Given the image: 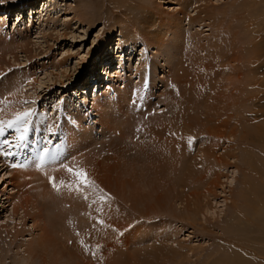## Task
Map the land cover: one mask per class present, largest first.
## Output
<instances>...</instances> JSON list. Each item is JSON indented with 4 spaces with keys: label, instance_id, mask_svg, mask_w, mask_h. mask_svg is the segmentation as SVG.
<instances>
[{
    "label": "rangeland",
    "instance_id": "374dc122",
    "mask_svg": "<svg viewBox=\"0 0 264 264\" xmlns=\"http://www.w3.org/2000/svg\"><path fill=\"white\" fill-rule=\"evenodd\" d=\"M22 1L23 0H0V4L7 2L11 4H20ZM125 1L128 2L130 0H125ZM132 1L133 2L130 5V7L134 10V12L130 13L132 15L131 17L139 18V15L141 14V10L143 9L140 8L139 5H143V4H141L139 0H137L138 2L136 0H132ZM145 1L147 6H149L147 0ZM151 1H153L154 4L158 5L157 6L158 10H155V12L158 13L160 17L165 19L167 14L170 15L174 13L176 9H178L179 7V5L176 6L177 4L175 3L176 2L175 0L173 1L151 0ZM208 1H210L209 6L213 8L217 14L218 11H220L221 13L224 12L223 19L221 22L218 21L220 19V16L217 17V21L220 22L221 25L219 24L218 26V24L213 23L215 24V26H213L214 28H211L212 26L207 25L208 22H206V24L197 23V24H193V26H188L184 21L183 26L185 27L184 28L185 37L183 36L182 38H185L184 39L185 43L183 45V50L185 51L188 50L187 53L191 52L189 54H192V56L190 62L188 61L183 62V60H185V57H184V53H182L183 57L181 60V64L184 68L187 67V70L189 72V76H187L185 82L187 81L192 82V84H190L189 87L190 91H192L193 93H197L200 91L208 92L212 94L211 97L213 100L216 98V96L213 95V92L217 88L218 83H222L224 84L225 87L228 88L231 83L233 86L239 85L235 77H233L232 80L227 79V73H229V71L233 72L230 68L231 65H227L226 67L224 65V68L221 66V69L217 65V62L215 60L216 51L217 53L224 52L227 55H229V49L235 45L233 39L234 38L243 39V40L245 39L244 36L246 35L247 30L251 31V29L254 26V25L252 26L251 23H253V20L257 18V14L260 13L259 9L262 8L260 6H257L258 7V8L256 7L257 9L252 8L251 10L252 12L248 8L250 11L249 13V11H247L248 10L247 3L251 0L249 1L248 0H208ZM109 2L110 0H54L52 4V2L48 3V0H36V4L33 8V11H31L30 9H28L27 11L25 7H24L25 10L21 11L22 13L19 16L23 17V20L20 21L19 23L18 21L20 18L17 20V17L19 14L18 12L20 11L17 10L18 12L17 11L13 12L11 10L10 15H6L3 12H0V39L4 41L7 40L9 36L13 35L14 36L13 38H15V40H17L18 43L24 44L26 43L25 41L29 43L28 49L31 51L32 56H36L38 54L39 56L42 57L44 56L43 60L40 59L41 57L39 58L40 60L32 59L34 61V63L31 65L33 68L29 69V66H26V64L28 63L26 61L27 58L25 57L24 53H21L20 48L13 49L12 54H14V57H12L13 55L11 54H7L4 57L5 58L4 61L11 65L9 70L12 71L10 72L9 70L5 71V74L1 76L2 78L0 77L1 80L0 83L6 80L8 81L6 82V84L8 85V83L12 81L13 71L32 72L36 74V85L32 90H29L28 88L25 87L22 90L20 96L22 98L38 101L36 105H34L33 103H27L25 105V109H34L36 111V115L33 117V119L37 118V116L41 114L44 111V108L46 107L47 108L46 115L51 116L50 118L54 121V125H52V128L61 129L63 128V125L66 124V126H64V128L66 129V133H68L69 131L68 129L69 123L67 124V122L71 120H75L76 117H80L82 119L83 128H88L89 130L88 129L87 130L91 133L90 134L91 143L88 151H85L84 149L82 150V148H80L76 150V153L74 155L68 156L69 159L66 160L67 163L65 165L71 166L76 170H80V169L76 167L75 163H72L76 158L75 156L78 157L77 160L81 158L87 159L93 157L94 155L93 152L100 151L98 149L100 148V145H102L103 148L107 149L106 145L109 144V141L111 140L112 137L111 135L112 131L104 130L105 136L104 139L102 140L100 131L102 133L103 131L99 128V126L96 125V121L98 117L94 115L95 111L91 110L92 108H90L92 106L91 104L93 102V99L92 98L90 99L88 91L90 87V82L93 79H90L89 76H91V73H93L90 71H91V67H93L95 64L96 67L98 68V75L96 78L99 80V81L97 80L99 88L101 89L103 86H105L103 87V90L102 89L100 90V93H102L104 96L105 93L108 91V88L111 85H113V94L111 95L113 98L111 99L114 100L116 93L123 92V84L125 82L128 83L129 88L131 87L129 91L134 90V87L136 86L138 88L137 91L140 88H143L144 93L147 90V92L152 95L151 96L153 101L152 107L146 110L149 111L150 113H148V115H145V119H147V117L150 118V116H153V114L155 115L160 114L158 120L163 122L167 118L171 119L177 116V114L181 112L179 104H174L173 106H169V108H166V106L163 103L161 105L160 102H158L159 100H162L166 96H167L166 99H169L170 95H166V94H170L169 93L170 90H171L170 91L171 98L175 96L173 84L170 78H168V72L170 71L169 69L171 64L169 63L167 64L168 62L167 54L161 55V58H159L160 57L158 56L159 53L156 52L155 49H152L150 47L148 48L146 45L144 46L143 40L142 42L137 43L136 45L137 52H135L136 54L133 53V57L131 58V61L130 59L128 60L127 56H125V61H123V63H125V69L123 68L124 71L121 74L124 80L123 79L116 80L117 78L113 76V74H115L116 72H120V70L119 71L117 70L120 64L119 62L120 54H117V52L120 53V51H116L117 49L115 47L119 39L118 36L120 34V27L116 26L114 28V26H115V22H117L119 10H121L122 12L123 8L115 9L111 6ZM79 6L80 9L83 11V13H85L84 14L85 17L88 19L91 18L90 20H92V22L94 21V23H91V26L93 25L92 27L89 28V26L86 25L87 23H85V21L82 24H80L76 22L75 19H73V16L78 12L77 8ZM135 6L136 7L138 6L137 8L139 9V11ZM253 9H255L256 11L255 10L253 11ZM189 10L191 12V10L193 9L189 8ZM254 14L256 15L255 17ZM190 15L191 13L189 14V16ZM32 19L33 21H31ZM53 19L56 20L54 23L52 22ZM41 21H43V23H41ZM209 22H211V20ZM260 22H261V26L264 27L262 21ZM250 25L251 27H249ZM30 26H32L30 31L26 30L24 32L23 29L25 28L27 29ZM245 27L246 28L249 27V29H246ZM112 28L113 31H109ZM133 28H134L133 26H130L127 27V29L125 30L131 31ZM16 29L19 31V34H15ZM262 29L263 32H261L260 34L261 40L264 39V28ZM262 29H257V31ZM62 33L65 34V38L60 37ZM110 33L111 35H109ZM187 33L195 36V39L193 41L195 42L194 43L195 45H192L193 42L191 44V41H189L190 39H188L186 36ZM108 36H110V38L107 41L109 46L107 51L109 53L111 52V54H114V56L117 54L116 56L117 58L114 57L112 60L106 61L104 60V56H101L100 58L101 61H99V58L98 56H96V54L99 48L101 47L103 40ZM248 37L250 36H247V38ZM139 39L141 40V38ZM251 42H253V40L248 42L247 45H250ZM197 43H199V45H197ZM187 45H190L188 46L189 49L186 48ZM113 46L114 49L112 53ZM197 46H201L199 47L200 48L199 50L196 49ZM170 47L172 50H174V47H172V45ZM4 48L3 47L0 48V55L5 52L6 49ZM130 48L133 50V47L130 46V41H129L126 43V45H124V49H128V51H132ZM165 48H163V50L166 53L168 51L169 46L167 47L165 46ZM195 50L198 51L197 54ZM262 50L264 52V46ZM127 53L128 52L126 50L125 55H128ZM179 53H180L179 50L175 53L176 60L180 58ZM111 54L108 55L111 56ZM45 56L55 57V62L58 61L61 56L68 58V60L65 62L66 63L65 68H67L66 73L69 74L70 79L64 81L65 85H60L59 82L56 80V84L52 86V84L54 83L53 76L59 77L58 71L54 72L53 69H50L47 70L46 72L45 71L42 72L41 70H39L41 69L42 65H46L48 59ZM192 58L194 62L197 60V62L195 63L198 64L200 63L203 66L208 67L207 70L206 71L204 70L203 72H198L200 70L193 71L194 67H192ZM140 62L141 64L138 65ZM219 63L221 65V63L223 62L219 61ZM108 64H112L113 67L112 70L110 69V71H108L107 69V74H105L106 70L104 69ZM220 70L225 71V75H223L222 77L219 74ZM259 72L262 74V76H264V66L262 67V69H259ZM112 76L115 79L113 84L110 83L109 80ZM78 82H80L79 86L77 84ZM27 83H29V81H27ZM2 84L4 85L5 88L2 86ZM7 85H5V83H1L0 86H2L3 89L0 87V90L1 91L5 90ZM47 86L51 88L47 90ZM182 88H183V92L188 89V87H183V86ZM26 91L28 92L25 93ZM86 91L87 94L84 95ZM217 91L218 88L216 92ZM86 95L89 96L88 97L89 101L87 103H83L82 102L83 98H85L84 96ZM128 97L130 98L131 94H129ZM174 98L179 99L178 91H177V95ZM3 99H5V96H3ZM185 101L186 103L182 105L184 114H194L195 110H193L192 105L198 102V100L192 97V94L188 93V95L185 98ZM257 103L258 101L256 102V100H253L251 101L250 105L253 106L252 108L254 107L262 108V106H264V103H262L261 105H257ZM82 104H85V108H83ZM250 105L247 106V109L239 108L236 110L238 117L242 118L243 121L242 123H239L238 131L236 133V137L234 138V143H235L234 146L238 148L234 151V154L236 155V160L234 161V163L229 164L228 160L226 159L224 161L219 160V157L222 154L221 150L219 151L217 150V152L215 153V155H213L212 158L205 157L203 155V153L205 154L204 151L202 153L201 152L199 153L200 146L196 142L197 138H199L200 140L205 139V142L209 144L210 141H209V137L207 136V131L210 130L217 121L218 112L212 111L214 108L212 109L208 107L209 109L203 110V114L201 116L203 118H207L210 124H206V122L204 121L203 123L204 128H202V134L194 137L187 136L185 140H183V143L181 142V137H179L176 141V144L173 146L174 149L173 155L183 156L185 159H187L188 171L190 173L186 174L188 173L187 171L185 173L187 176L182 175V177L180 178L181 181H178V184H175L176 179H174V177H171V174L169 175L162 174L161 176L162 178L160 180H156V181L149 180L152 182V185L141 187L139 190V195L141 196L145 195L146 198H143L141 203H138L135 206L136 208L135 207L132 208L133 204L130 201L127 200L125 202H121V200L119 199V202H121V208H120L121 211L117 212L116 214L114 213L113 216H111V227H109V233L107 234V237H111V236L114 237L115 235H117L118 238L122 237V239L123 238L126 239L128 245L126 247L123 246L124 248L120 250V254H121L120 257L122 258V260L127 256H130L131 258L132 254L136 255L138 252H142L140 251V249H138L140 248L139 246L145 248L144 251H146V253H149L151 252L152 248L161 246L162 244L160 245V243L163 240V242L168 243V244L166 243V245L173 247V246H177L176 244H178V246L181 249L187 252L189 259L186 264H213V263L214 264L215 263L217 264L245 263L246 264V262L248 264L251 263L264 264V213L262 214L258 213L259 214L258 215L256 210L259 199L264 197V145L260 144L256 140L245 141L244 139L240 138V133L255 127H256L255 129H257L258 127V125L256 124L257 123L256 120L259 119V114L254 113L256 111L255 109L249 110L251 107ZM106 107L107 106H105L103 109H105ZM260 110L261 109H259V112ZM242 114H244L245 116L243 117ZM136 115L137 114L132 113L134 120L137 119ZM113 117L115 118V116L111 113L110 114L111 119H109V128H112L114 130L116 125L113 123L112 120ZM124 118H126V116ZM85 120H87V125H85ZM139 120L141 121L142 119L140 118ZM139 120L136 121L138 124L137 123L135 124L133 122L134 123L132 124L133 126L124 128L126 130V134L129 133L130 131L131 133L134 132L141 134L140 128L143 127L144 124L139 122ZM91 124H94L95 127L94 126L91 127ZM30 126L32 129L33 124H30ZM40 128L43 133L40 131V133L38 132V134H42L44 136L45 142L50 141L52 137L51 136L52 133H49L47 135V137L48 136L49 137L46 139V134H47L46 130L48 128H44V127H40ZM179 128L181 127L179 126ZM124 129L122 130L124 131ZM78 133H80V131L77 132V134ZM252 133H250V136ZM5 134H6L5 137L3 138L1 137V138L2 139L7 138L10 141L13 140L12 141L13 144L11 146L0 147V161L1 164H4V167L6 168L4 169L3 172L0 173V192H1L0 193V247L3 250H6L5 253H7V255L4 258L6 260L3 262V264H15L16 262H17L16 264H19V260H15L14 262H12V257H13L12 255L16 253L17 254L20 253L18 247L16 248L9 244V238L5 234V229L9 231H12L13 229L23 230L22 235L18 238L19 240L18 244L22 246V248H20L21 249L20 251H23V249L25 248V244L35 240L36 238L35 236H37L38 231L35 230V224L31 218H27L25 221L21 219L22 210L19 209L17 215L13 214L12 203L15 204V202H17L18 199L17 197H15L14 200L11 201L12 199H10L9 196L10 195L16 196L17 193L18 194L20 193L19 191H21V189L16 184V181L12 180V182L9 183L7 180V176L9 175L8 173L10 169L11 170L14 169V167H12L14 163L18 165V167L22 165V160L20 157V149L22 146L19 148L18 152L16 151L17 154L15 155V149L17 150V148L15 147L16 134L14 131L7 132ZM116 134L117 133H115V136H117ZM176 135L179 136L178 134ZM61 136H59V138ZM143 140H144L143 137L141 138L140 135L139 138L136 136L135 138L126 140V143L134 147V145H137V143L144 144L145 142ZM112 141L116 144L122 142V140H119L118 138L112 139ZM123 143L125 144V142ZM27 145L29 144L27 143ZM44 146L46 147L48 145H44ZM42 149L43 148L41 147L40 150ZM81 150L84 152H82ZM143 151H146V149H143ZM8 152H11V154L3 155V153H8ZM145 154L151 156L148 153ZM12 155H15V157L12 158ZM67 155L69 154L67 153ZM126 155L129 156L131 160H133V164H134L133 168H135V170H139L140 168L143 167L145 170L147 169L146 172L150 175L149 169L151 168L149 166H146L147 164L145 163L146 161H145V157L143 156L142 150H140V152L137 151V153L136 152L134 153V150H132ZM9 156L10 158H8ZM206 158H208L209 160ZM37 163L38 160L36 159H33L29 162L31 166H35V164ZM171 163L173 166H176L173 164L172 160ZM59 168L65 169L61 166H59ZM170 170L172 171L174 169L170 168ZM216 170L217 172H215ZM54 171H56V169ZM69 177H71L72 179L74 178L72 175L68 176V178ZM144 177L145 176L143 172L142 177L140 178V183L143 184L145 183ZM63 178H67V176ZM68 178L66 180H63L59 176L55 177V183L57 184L59 191L53 189L48 179L46 188H48L47 190L51 189L50 194L53 193L54 194L53 196L51 195L52 197L48 195L51 201L48 197H47L48 199L47 198L46 199L48 200V202L50 203L52 202L51 204H53V206L55 205V202L60 204V202L58 201H61V203L62 202L67 203L65 205L64 203L63 205L57 204L58 207L60 206L59 208L57 207V210L59 212H63L61 215L63 216L68 215L67 217H69L70 215L72 217V214L75 215L76 217L74 220L78 218L76 225L77 226L79 225V227L81 226L83 229L81 228L80 229L83 231L84 228H86L85 226H87L88 229L89 228L93 229L91 227V225H93L92 224L93 222L91 223V225L87 221L83 223V221H85L86 219L83 218L84 220H82L81 218V214L83 216V214L85 213V210H83L82 208H84L86 205L87 206L90 205L91 208H93L92 204L94 206L95 203L94 201H96V203L98 201L100 202L101 201L100 197L101 198L107 197L108 193L100 192L99 190H96L93 186V189L91 187H90L91 189H87V190L85 189L86 192L93 191L90 192L89 195L91 199L88 198L89 199L88 201H85V199H83L81 195H76L77 198L71 196H70L71 198L66 197L65 194L68 185L70 183L71 184L74 183L75 181L74 178L73 179L74 181L69 182L67 181ZM61 181L64 182V185H61L60 183ZM248 182L250 184H248ZM195 184L197 186H195ZM63 186H67V187L65 188ZM129 191L131 192V190ZM60 193H62V195ZM58 194H60L62 197L60 200L54 198V196ZM60 195H58V197ZM157 195L164 196L161 202L159 201L158 203L156 202ZM125 196L126 194H124V197ZM165 196H166V201L163 203ZM179 198L182 200L188 199L190 201L189 207L192 210L194 209L193 211H195L196 214L193 220L185 221L178 219L177 217H173L171 215L172 214L171 210L173 212L176 210H181L182 207L184 206V204H180V201L182 202V200H180ZM65 199H67V201L70 203L63 201ZM78 199H82V200L79 202ZM47 200H45V203H48L46 202ZM83 201L86 202L87 204L84 203ZM255 201H257V204ZM248 203L250 205H248ZM51 204L50 206L47 205L46 207L48 206L51 207ZM71 205H73L74 208H72ZM16 206L17 205L15 204L14 208ZM63 206H65V208ZM62 207L64 208V210L62 209ZM43 208H42L43 209L42 214L44 216L45 221L47 222V219L48 218L51 219V217L53 219V214L56 211V205H55V209L54 207H51V209L54 211L53 214L51 212L49 213L48 210H50V208L49 209L45 207ZM31 213L34 215L37 214L35 211H32ZM55 215H54V220L56 219L57 220L54 222L56 223L60 218L61 220L60 222L58 221L57 224L58 223L62 224L61 227L59 225L58 228L55 226L56 227L55 229L57 230L56 233L55 231H52L54 232L53 237L55 239L59 237L56 241L62 242L67 238V236L73 237L72 235L75 228L76 231H78L77 226L74 225L75 223H73L72 226L71 221H66L67 222L66 223L65 222L66 218H63L65 219L63 221L62 216L60 217L59 214H57L58 216ZM45 217L48 218L46 219ZM118 217L120 218V220H118ZM116 220L120 221V223H118ZM62 226L65 227L63 228L64 230L61 229ZM71 226L74 227V229L69 232V230L72 229ZM117 229H119V231H117ZM60 230L62 231L63 234L60 232ZM67 233H69V235ZM64 234L67 236H65ZM74 237L77 238L78 236L74 234ZM175 239L176 241H173ZM18 244L16 245L18 246ZM223 247H224L223 251L219 250V249H223ZM7 249L9 250L8 251L9 253L7 252ZM224 251H226L227 254L229 251V255L227 259L228 260L231 259L230 261L223 262L224 261L223 257L226 258L225 256H227V254H225ZM218 256H220L223 261ZM220 261H222V263ZM33 263L37 264L36 261H34ZM170 263L172 262L170 261L167 262V264Z\"/></svg>",
    "mask_w": 264,
    "mask_h": 264
},
{
    "label": "bare ground",
    "instance_id": "6f19581e",
    "mask_svg": "<svg viewBox=\"0 0 264 264\" xmlns=\"http://www.w3.org/2000/svg\"><path fill=\"white\" fill-rule=\"evenodd\" d=\"M53 1L54 0H48V3L52 2L53 4ZM149 1L147 0V2L149 3V6H147L145 0H139V2L143 4V5H139L140 8H143L141 10V14L139 15V18L131 17L132 15L130 13L134 12V10L130 7V5L133 2L132 0L128 2L125 0H110L109 2L111 6L115 9L123 8L122 12L121 10H119L117 22H115V26H114V28L116 26L120 27V34L118 36L119 39L117 41V45L115 46L117 49L116 51H120V53L117 52V54H120V60H119L120 64L118 66L119 68L117 69L118 71L120 70V72H116L115 74H113V76L117 78L116 80L123 79L121 74L123 73L125 69V63H123V61H125V56H127L128 60L130 59L131 61V58L133 57V53L136 54L135 52H137V49H136L137 43L142 42L143 40L144 46L146 45L148 48L150 47L152 49H155V51L159 53L158 54V56H160L159 58H161V55L167 54V57H168L167 64L168 63L171 64L170 69H169L170 71L168 72V78H170L173 84L175 96L177 95V91L179 95V99L174 98L175 97L174 95H172L174 97L171 98V92H170L171 90H170L169 91L170 94H166V95H170V98L166 99L167 96L166 97L164 96L165 98H163L162 100H159L158 102H160L161 105L163 103L166 106V108H169V106H173L174 104H179L181 112L177 114V116L171 119L167 118L163 122L158 120V117L160 114L158 115L153 114V116H150V118L147 117V119H145V115H148V113H150L149 111H146V110L151 108L152 105L149 104L147 100L148 99L147 96L143 97V94H144L143 88H140L137 91L138 88L135 86L134 90L129 91L131 87L129 88L128 83L125 82L123 84V92L116 93L114 100H112L111 98L113 97L111 95L113 94V85H111L108 88V91L105 93V96L102 93H100V90L101 89L103 90V87L105 86H103L101 89L99 88V85L97 83L98 79L96 78L98 75V68L96 67V64L93 67H91L90 72H93V73H91V76L89 77L90 79H93V83L98 87L97 88L94 86L89 87V91H92L90 94L94 95V98H92L93 99V102L91 104L92 106L90 108H92L91 110L95 111L94 115L98 117L96 121V125L99 126V128L103 131V133L100 131L102 140L104 139V136H105L104 130L112 131L111 132L112 137L110 136L111 140L109 141V144L106 145L107 149L103 148V146L100 145L101 149L98 148L100 151L93 152L94 154V155L92 154L93 157H90L87 159L84 158L85 160L79 157L81 159L77 160L78 157L75 156L76 158L72 163H75L76 167L79 168L80 170L87 172L88 179L91 182L90 187L92 189L94 186L96 190H99L100 192H103V193H108V196L103 197V198L100 197L101 199L100 202L98 201L96 203V201H94L96 203V204L94 203V206L92 204V207L94 209L91 208L89 204H88L89 206L84 205L85 207L82 209L85 210V213L83 214V216L81 214V218L82 220L84 219L86 220L83 221V223L87 221L91 225V223L93 222L92 223L93 225H91L93 229H90V228L88 229V227L85 226L86 228H84V231L81 230L83 229L81 226L79 227V225L78 226L76 225L78 218L74 220L76 216L73 214H72L73 218L71 217V215L69 217H67L68 215H65V216L61 215L63 212H59L57 210V207H58L57 204L59 203L55 202L56 215L59 214L60 217L62 216L63 221L65 220L63 218H66L65 222L71 221L72 226H73V223H75L74 225L77 226V230H78L76 231V228H75L74 232L76 233L73 232V235H72L73 237H69L64 234L65 236H67V238L64 241L62 242L56 241L59 237L55 239L53 237L54 232L52 231H55L56 233L57 230L55 228L56 227L58 228L59 225L61 227L62 224H59V223L57 224L58 221L60 222L61 220L60 218L58 219L56 223L54 222L57 219L55 217L56 220H54L55 212L51 209V207H54L55 209V205L53 206V204H51L52 202L50 203L47 200L49 198L48 195L53 196L54 193L50 194L51 189L47 190L48 189L46 188L47 180L49 179L51 175H52L51 177L59 176L63 180H66L68 176H71V174L67 172L65 169H59L57 171H54V172L51 171L48 173L46 171L47 169L46 166L49 168L52 166L55 168H58V165L60 164L59 159L62 158V156H64V158L67 157V153L74 155L76 153V150L80 148H82V150L84 149L85 151H88L90 143H91L90 142L91 133L88 131L89 130L88 128H83L82 119L80 117H76L77 119L75 118V120H71L67 122V124L69 123L68 124L69 131L67 133L68 134L67 138L62 140V144L60 146L55 147L53 150L49 151V156L55 155L57 159L50 160L46 156L45 163L43 165L44 167L41 169L35 168L34 166H31V165H24V167H21V168H16L14 170L10 169L8 173L9 174L7 176L8 182L11 183L12 180L16 181V184L21 189V191H19L20 193L19 194L17 193L16 196L8 195L10 199H12L11 201H13L15 197H17L18 199L17 202H15V204L17 205L15 208H14L15 204L12 203L13 204L12 206L13 214L17 215L18 210L19 209L22 210L21 219L25 221L27 218H31L35 224V230L38 231L37 236H35L36 237L35 240H33L30 243L25 244V248L23 249V251H20L21 250L20 248H22V246L18 244L19 243L18 238L22 235L23 230L13 229L12 231H9L5 229V234L9 238V244L16 248L18 247L19 253H20V254L16 253L12 255L13 256L12 262H14L15 260H19V264H34L33 263L34 261H36L37 264H167V262L169 261L172 262L170 264H186L187 263L189 259L187 252L181 249L178 246V244H176L177 246H173V247L168 246L166 245L167 242L165 243L163 242V240L160 243V245L162 244L161 246L152 248L151 252L149 253H146V251H144L145 248H142L141 246H139L140 248L138 249H140V251L142 252H138L136 255L132 254L131 258L130 256H127L126 258L122 260V258L120 257L121 255L120 250L126 247L128 243L126 242V239L124 238L122 239V237L118 238L117 235H115L114 237L111 235H110L111 237H107V234L109 233V227H111V216H113L114 213L116 214L117 212L121 211L120 209L121 202H125L127 200L130 201L133 204L132 208H134L138 203H141L142 199L146 198V196L139 195V190L141 187L152 185V182L149 180H153V181L160 180L162 178L161 177L162 174H167V175L171 174V177H174V179H176L175 184H178V181H181L180 178L182 177V175H186L190 173L188 171L187 159H185L183 156L173 155L174 153L173 146L176 144V141L179 137H181V142L183 143V140H185L187 136L194 137V136H197V135L199 136L202 134V128H204L203 127L204 121L206 122V124H210L207 118H203L201 116L203 114V110L209 109L208 107L212 109L214 108L212 111L218 112L217 121L215 125L211 129L209 128L210 130L207 131V136L209 137V141H210L209 144L205 142V139L200 140L199 138H197L196 142L200 146L199 153L200 152L202 153L204 151L205 154L203 153V155L205 157L212 158L213 155H215V153L217 152V150L218 151L221 150L222 154L219 157V160L224 161L226 159L228 160L229 164L234 163V161L236 160V155L234 154V151L238 149L234 146L235 145L234 138L236 137L239 123H242L243 121L242 118L238 117L236 110L239 108L247 109V106L250 105L251 101L253 100H256V102L258 101L257 105H261L262 103H264V76H262V74L259 72V69H262V67L264 66V52L262 50L264 46V41H263L264 39L261 40V35H260L261 32H263L262 28H264L261 26V22H260L262 21L264 25V12H263L264 11V0H251V1L248 0L249 1L248 3L245 1L247 3V9L249 8L250 11L252 10V8H256L257 6H260L262 8V9H259L260 13L258 12L259 14H257V18L255 20H253L252 18L253 23L251 24L252 26L254 25L253 28L251 29V31L247 30L246 35L244 36L245 38L244 40L238 39V38L233 39L235 45L229 49V55H227L224 52L217 53L216 51L215 60L217 62V65L220 67V69H221V66L224 68V65L225 67L227 65H231L230 68L233 72L229 71V73H227V79L232 80L233 77H235L239 85L233 86L231 83L228 88V87H225L224 84L218 83L217 84L218 91L216 92L217 90L216 88L215 91L213 92V95L216 96V98L213 100L211 97L212 94L208 92L200 91L197 93H193L192 91H190V88H189L192 82H189V81L185 82L187 79V76H189V72L187 70V67L184 68L181 64V60L183 57L182 53H184V57H185V60H183V62H187V61L190 62L192 54H189L191 52L187 53L188 50L187 51L183 50V45L185 43V40H184L185 38H182L183 36L185 37V33H184L185 27L183 26V23L185 21L186 25L193 26V24H197V23L206 24V22H208L207 25H210L212 26L211 28H214L213 26H215V24H218V26L219 24L221 25L220 22L223 19L224 12L221 13L220 11H218V14H217L215 10L209 6L210 1L208 0H175L176 2L175 1L174 2L177 4L176 6L179 5L178 9H176V11L170 15L167 14L166 19H165V18L160 17L159 14L155 12V10H158V7H157L158 5L154 4V2L151 0ZM35 4H36V0H23L20 4H11L7 2V3L0 4V12H3L6 15H10L11 10L13 12L17 10L20 11V12L17 11L19 13L17 20L20 18L18 21L19 23L20 21L23 20V17L19 16L22 13L21 11L25 10V8L27 11L28 9L33 11ZM189 8H192L193 10H191L190 12ZM77 9H78V12L77 14L73 16V19H75L76 22L80 24H82L85 21V23H87L86 25L89 26V28L92 27L93 25L91 26V23H94V21L92 22V20H90L91 18L88 19L85 17L84 15L85 13H83V11L80 9V6ZM249 9L247 11H249ZM137 10L139 11L138 8ZM254 10L255 9H253V11ZM190 13L191 15L189 16ZM255 14H254V17L256 16ZM218 16H220V19L218 20L220 22L217 21ZM210 20L211 22H209ZM31 21H33V19ZM55 21H56L55 19L52 20L53 23ZM41 23H43V21H41ZM130 26L134 27L131 31L125 30L127 29V27H130ZM249 27H251V25ZM249 27L247 28L245 27V28L249 29ZM31 28L32 26L28 27L27 29L25 28L23 30L24 32L26 30L30 31ZM257 29H262V30L257 31ZM109 31H113V28ZM111 33L109 35H111ZM15 34H19V31L17 29H16ZM186 36L188 39H190L189 41H191V44H192V42L195 39V36L190 35L188 33ZM247 36H250V37L247 38ZM13 37H14L13 35L9 36V38L4 41L0 39V48L5 47L4 49H6L5 52L0 55V77L4 75L5 71L9 70L11 66L10 64L4 61L5 55L11 54L13 55L12 57H14V54L12 53H13V49L15 48L17 49L20 48L21 53H24L25 57L27 58L26 61L28 63L26 64V66H29V69L33 68L31 65L34 63V61L32 59H38V60L42 59L43 60L44 58V56L43 57L39 56V54L36 56H32L31 51L28 49L29 43H27V41H25L26 43L24 44L18 43V41L15 40V38ZM60 37L65 38V34L62 33ZM109 38L110 36L106 37L103 40V43L96 54V56H98L99 58V61H101L100 59L101 56H104V60L106 61H110L114 57L117 56V54L114 56V54H111V52L109 53L107 51L109 47L107 41L109 40ZM139 38H141V40ZM252 40L253 42H251L250 45H247V43ZM129 41H130V46L133 47V50L130 48L132 51H128V49H124V45H126V43ZM194 43L195 42H193L192 45H195ZM171 45L172 47H174V50L171 49L170 47ZM197 45H199V43H197ZM165 46L166 47L169 46L168 51L166 50L167 51L166 53L163 50ZM188 46L190 45H187L186 48L189 49ZM199 47L201 46H197L196 49L199 50L200 49ZM113 49H114V46L112 48V53H113ZM126 50L128 52L127 53L128 55H125ZM178 50L180 51L179 53L180 58L176 60L175 53ZM195 52L196 54L198 53V51L196 50ZM108 54H111V56H109ZM45 57L48 59L46 62L47 66L42 65L41 69L39 70H41L42 72L43 71L46 72L47 70H50V69H53L54 72L58 71L59 77L53 76L54 83L52 84V86L56 84V80L59 82L60 85H65L64 81L70 79L69 74L66 73L67 68H65L66 67L65 62L68 60V58L64 56H61V57L59 56L60 57L59 60L55 62V57H52V56L51 57L45 56ZM219 61L223 63H221L220 65ZM195 62H197V60ZM195 62L193 61V58H192V67H194L193 68L194 70L192 69L193 71L200 70L198 72H203L204 70L205 71L207 70L208 67L203 66L200 63L199 64L195 63ZM140 64L141 62L138 65ZM112 67H113L112 64H108L104 69L106 70L105 74H107V69L108 71H110V69L112 70ZM10 71L12 70H9V72ZM219 74L222 77L223 75H225V71L220 70ZM113 76L109 79L110 83L112 84L115 80ZM12 81L9 82L8 85L6 84V82H8L6 80L4 82H1V83H5L7 87L5 90H2V91L0 90V121H7L10 119H13L17 112H22L25 110V105H26V103H24L25 101H33L31 99L22 98L20 94L25 87L28 88L29 90H32L34 88V86L36 85V74L32 72L13 71ZM27 81H29V83H27ZM77 84L79 86L80 82H78ZM2 86L4 87L3 84ZM2 86L0 87L2 88ZM182 86L188 87V89L183 92ZM49 88L51 87L47 86V90H49ZM27 92L28 91H26L25 93ZM188 93L192 94V97L198 100V102L192 105L193 110H195L196 112V113L194 112V114H184L183 112L182 105L186 103L185 98L188 95ZM90 94L89 96H91ZM129 94H131V96L133 97L129 98L128 97ZM3 96H5V99H3ZM84 97L85 98H83L82 102L87 103L89 99L86 96ZM134 100H137V104L141 105L142 107L141 110L133 108V105L129 103L131 101L134 102ZM36 104L37 103H35L34 105ZM82 105H83V108H85V104H82ZM105 106L107 107L103 109ZM252 107L253 106H251L250 109L249 108L248 109L249 110L255 109L256 111L254 113L259 114V119L256 120L257 122L256 124L258 125V127L257 129H255L256 127L250 130L245 129L247 131L240 133V138L244 139L245 141L256 140L260 144L264 145V108H263L264 106H262L263 109L256 108V107L252 108ZM259 109H261L260 112H259ZM46 110L47 108L45 107L44 111L41 114H39L37 118L33 119V123H31L33 124V127L31 129V126L29 125V128H30L29 131L33 133L35 132L34 134L38 136L39 135L38 132L40 133L41 131L40 127L48 128L46 130L47 134L45 133L46 139H47L49 137V136L47 137L49 133H52L51 136H54L55 134L54 131H56V129L52 128V125H54V121L50 118L51 116L46 115L47 113ZM111 113L115 116V118L114 117L112 118L113 123L116 125L114 130L112 128H109V119H111L110 118ZM132 113L137 114L136 115L137 117L135 116L137 118L136 120H134ZM121 116H124V117L126 116V118L121 117ZM242 116L244 117L245 115L242 114ZM140 118L142 119L141 121L139 120ZM87 120H85V125H87ZM137 120H139V122L144 124V126L142 124L143 127L140 126L141 134L134 133V132L131 133V131L129 132L130 134L129 133L126 134V130L124 128L133 126L132 124L134 123L136 124ZM179 126L181 128H179ZM122 129H124V131ZM11 131L15 132L14 129H6L5 133L11 132ZM79 131L80 133L77 134V132ZM115 133H117L116 134L117 136H115ZM250 133H252L251 136H250ZM15 134H16L15 135V138H16L18 134L16 132ZM176 134H178L179 136H177ZM140 135H141V138L143 137L144 139L143 140L145 142V143L143 142L144 144L137 143V145H134L133 147V146L128 145V143H126V140H130L132 138H135L136 136L139 138ZM2 138L0 137V139ZM116 138H118L119 140H122V142L118 144L114 143L112 139H116ZM123 142H125V144ZM25 143L27 142L25 141ZM28 144L29 145L26 144L25 146H27L26 150L29 152L30 157L35 158L37 154H39L40 156V153H41L40 145L37 142H34V143L29 142ZM143 149H146V151H143ZM132 150H134V153L135 152L137 153V151L140 152V150H142L143 156L145 157V161H146L145 163L147 164L146 166H149L151 168L149 169L150 175L146 172L147 169L145 170L142 166H141L142 168L140 169L138 168L139 170H135V168H133L134 167L133 160H131V158H129V156L126 155ZM145 153H148L151 156H148ZM8 158H10V156ZM171 160L173 164L176 166L172 165ZM0 164H1V161H0ZM170 168H173L174 170L171 171ZM4 169H6L4 167V164H1L0 173L3 172ZM187 171L188 173H186ZM143 172L145 176L144 184L140 183V178L142 177ZM215 172H217V170ZM66 176L67 178H63ZM73 179L69 177L67 181L72 182L74 181ZM250 183L248 182V184ZM72 184L74 185L75 181ZM195 186L197 185L195 184ZM63 187L66 188L67 186H63ZM67 190H66L65 195L66 197H69V198L71 197L77 198L76 195H81L82 198L84 199V196L85 195L87 196L88 194L87 197L91 199L89 194L90 192H93V191L86 192V190L83 188H81L82 194L81 193L77 194L76 192L68 189V187H67ZM129 190H131V192ZM60 194L62 195V193ZM124 194H126L125 197H124ZM58 195H56L57 197L54 196V198L60 200L62 197L61 195L58 197ZM163 197H164L163 195H157L156 202L157 203L158 201L161 202ZM119 199L121 200V202H119ZM45 200H47L46 202L48 203H45ZM78 200L80 202L82 199H78ZM88 200L89 199L85 201H88ZM63 201L68 202L67 199ZM165 201H166V196L163 200V203ZM58 202H60L59 205L61 204L63 205V203L64 205L67 204L65 202L61 203V201H58ZM255 202L257 204V201ZM49 203L51 204V207H49L50 206ZM91 203H92V200H91ZM189 203L190 201L188 199L182 200V202L180 201V204H184V206L182 207V209L180 208L181 210H176L174 212L171 210V213H172L171 215L173 217H177L178 219L185 220V221L193 220L196 214H195V211H193L194 209L192 210L189 207ZM47 205L49 206L46 207ZM248 205L250 204L248 203ZM257 205H258L256 209L257 214L264 213V197L259 199ZM42 206L48 209L50 208L51 211L48 210L49 213L51 212L53 214L54 212L53 219L51 216H49L51 217V219H49L48 217L47 219L45 217L47 219V222L45 221L44 216L42 214L43 209H44ZM71 206L72 208H74L73 205ZM63 207L65 208V206ZM63 207L62 209L64 210ZM32 211H35L37 214L35 215L32 214L31 213ZM118 220H120L119 217H118ZM118 220L116 221L120 223V221ZM97 221H103V224H100ZM64 226H62L61 229L65 228ZM73 229L74 227H72V229H70L69 232ZM117 231H119V229H117ZM60 232L62 233L61 230ZM67 234L69 235V233ZM74 234L78 237L75 238ZM173 241H176V239ZM16 244H18V246ZM219 250L223 251L224 247L223 249H219ZM8 251L9 250L7 249V252ZM229 251H228V254L226 251H224L225 254H227V256H225L226 258L223 257L224 261L222 260L220 256L218 257L223 262L230 261L231 259L230 260L227 259L229 255ZM5 252L6 250H3L0 247V264H3V262L6 260L4 259L5 256L7 255V253ZM222 261L220 262L222 263ZM246 264L248 263L246 262Z\"/></svg>",
    "mask_w": 264,
    "mask_h": 264
},
{
    "label": "snow or ice",
    "instance_id": "6c2138e0",
    "mask_svg": "<svg viewBox=\"0 0 264 264\" xmlns=\"http://www.w3.org/2000/svg\"><path fill=\"white\" fill-rule=\"evenodd\" d=\"M24 103H37V101H25ZM36 115V111L34 109H25L22 112H17L13 119L7 121H0V137H5L6 129H14L18 134L16 136L15 147H20L27 140V133L29 131V125L32 123L33 117ZM13 144L12 141L7 138L0 139V147L11 146ZM49 149L47 147L41 150V154L39 156V164L43 165L45 163L46 156L50 160H55L57 157L55 155L49 156ZM11 152L3 153V155H10ZM61 167L65 168L67 172H69L75 178V184H69L68 187L71 191L76 193H81V188L89 189L91 186V182L88 179V174L83 170H76L71 166L61 164ZM12 167H18L15 163ZM49 183L53 187L54 190L59 191L57 184L55 183V177H49ZM61 185L64 184L63 181L60 182ZM82 194V193H81ZM84 199L87 200L88 197L85 195ZM100 224H103V221H97Z\"/></svg>",
    "mask_w": 264,
    "mask_h": 264
}]
</instances>
